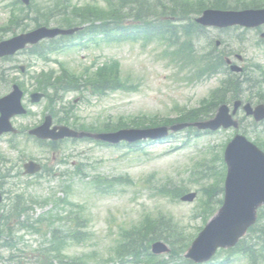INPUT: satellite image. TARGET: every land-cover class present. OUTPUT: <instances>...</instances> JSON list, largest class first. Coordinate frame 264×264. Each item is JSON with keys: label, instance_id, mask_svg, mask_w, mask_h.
<instances>
[{"label": "rangeland", "instance_id": "rangeland-1", "mask_svg": "<svg viewBox=\"0 0 264 264\" xmlns=\"http://www.w3.org/2000/svg\"><path fill=\"white\" fill-rule=\"evenodd\" d=\"M15 0H0V40L13 36L8 31H3V27L9 23L13 9L16 13L25 16L27 7L23 4L13 5ZM44 2L47 0H37ZM73 4H97L105 6L104 0H72ZM21 7V9H20ZM32 19H39L37 15L30 14ZM36 17V18H35ZM42 17V16H41ZM28 18V17H27ZM24 19L17 27L15 35L21 33L22 29L30 31L36 28V24ZM43 20V17H42ZM40 21V20H39ZM41 22V21H40ZM49 22V21H48ZM57 18L50 20V27H61ZM43 25L44 22L42 21ZM259 30V29H258ZM258 30H230L219 31L208 29L205 31L206 38H203L200 47H207L209 40H226L227 44L221 47V51L236 52L243 56L244 61L240 65L247 67L248 72H252L255 64L264 68V43L261 34L264 27ZM239 39H244L243 43H238ZM97 57L99 63L104 61L117 60L121 66L122 75L129 78L130 82L137 84L138 91L125 93H110L103 98L89 97L80 92L69 93L66 102L75 101L76 110L80 119L87 124L103 123L110 119L116 120L121 117H141L156 116L159 118H174L176 112L174 108H194L199 106V102L207 97L210 91L218 85V79L204 78L196 81L197 74L179 71L176 67L169 66L167 60L160 55V49L155 46H143L142 42L126 43L122 45H101L98 49L92 48L88 51L69 50L61 53L51 54L52 59H58L73 71H79L83 66H89L93 59ZM20 65L26 66V72L21 73ZM15 67V69H14ZM57 68L55 63H45L41 59L23 53L9 62L0 61V69L9 70V83L0 85V97L11 91L16 80L25 83L27 90L24 97V105L30 111L28 116L16 118L13 124L24 129L38 124L44 114H46V102L40 104L30 103V94L33 92L37 81L34 76L41 70ZM251 89L247 92L253 97L252 104L256 105V100L261 97L257 90ZM253 91V92H251ZM264 99V97H262ZM207 110L206 108L204 111ZM214 112L212 113V117ZM239 121L245 118L242 128L238 131L234 129L219 130L218 132L205 134L191 140L188 146H183V141L187 134L181 132L177 138L170 139L165 143L153 144L145 143L139 152H130L126 148L97 146L94 143L84 142L75 146H66L63 155L68 156L69 166L63 165L55 167V170L63 171L72 165L83 164L87 166L88 177L86 180H77L71 183L69 195L65 194L62 188L63 183H70L68 178L51 177L41 179L31 183L28 187L26 179L15 178L9 181L16 184L20 192H25L30 198L34 197L31 217L36 219L44 212L51 210L52 202L50 196L56 195L63 198L64 195L75 205H80L79 211L85 214L90 221L91 239L82 245L73 246L70 249L71 255L91 254L94 256L91 264H108L109 255L113 253L115 236L121 229L130 228L139 223L143 217L168 215L173 216L182 223L184 229L191 234H198L202 226L200 219H194L192 213L196 207L194 204L176 203L167 196L158 192L162 186L174 188V183L182 182V186L188 188L189 192H199L198 200L203 196L202 189L217 184L219 176L217 174L222 166L221 159L224 157L223 147L232 139L236 132L246 136L250 142L264 140V122L259 124L258 131L255 132V122L252 118L246 117L243 111L236 116ZM248 128V133L243 130ZM243 132V133H242ZM9 138L0 140V155L12 161L16 172L20 165L21 156L28 158L43 157L52 158V154L44 152L38 148L32 140L26 141L17 138L19 142L18 150H11ZM221 158V159H220ZM10 163L7 169L10 168ZM18 166V168H17ZM196 177V180L191 176ZM14 175V173H13ZM106 178L129 177L134 181L135 186L123 187L117 193L111 195H98L95 193L89 180L94 176ZM208 175V177H204ZM192 178H191V177ZM222 183V182H221ZM224 186V182L222 184ZM220 197L216 196V200ZM4 203H6L4 201ZM45 204L42 206L41 204ZM76 206H66L63 211L75 210ZM62 213L64 214V212ZM68 214V213H65ZM26 243L33 245L39 240L36 237L26 236ZM226 255H217L216 261H222ZM231 264H247L245 257L236 255ZM9 264V263H3ZM13 264V263H12Z\"/></svg>", "mask_w": 264, "mask_h": 264}, {"label": "trees", "instance_id": "trees-1", "mask_svg": "<svg viewBox=\"0 0 264 264\" xmlns=\"http://www.w3.org/2000/svg\"><path fill=\"white\" fill-rule=\"evenodd\" d=\"M136 2L133 0L131 3V10L126 13L131 19L148 23V19L153 18L160 14L161 17H171L179 19L184 16L186 20L189 21V15L193 13H200L205 8L211 7L215 9H244V8H263L264 0H198L196 2H191L190 0H166L161 2L160 6L153 7L151 4H146L145 1ZM71 8V6H69ZM68 9V6H65V10ZM72 13L77 17L87 19L89 17H98L103 15V12H100L96 7H84L79 8L75 6ZM168 21L170 22V19ZM167 21V22H168ZM187 27H190L188 25ZM149 28L154 31L153 25L150 24ZM148 30V29H147ZM169 30H167L168 32ZM189 30L187 29L186 32ZM166 32V33H167ZM165 40V39H164ZM168 44L167 47L171 50L173 47H176L178 43H174L172 39L165 40ZM190 44L186 42L184 48L178 49V52L175 53L176 58L179 61L187 65H191L194 69L199 71L213 70L215 68L224 71V60L222 57L210 56V53L207 54L204 58L203 56L193 55V51L189 50ZM187 49V50H184ZM168 54V53H167ZM223 68V69H222ZM60 75H56L53 71L48 74H43L41 77L44 79L39 90L45 92L50 100V102L55 101V99L60 94H67L70 91L81 88L83 85L86 90H88L93 95H104L106 91H117L119 89H127V81L123 79L120 75L119 66L116 63L105 64L104 67L100 68L97 73L91 75H77L75 73H69L67 70L62 69ZM236 77H233L228 73V77L222 83L220 89L216 90L213 94V99L210 103L203 105L201 109L182 111L178 119V122H191L202 120L209 115H211L216 109L217 105L222 102H227L229 100H234L235 98L240 97L241 87L243 86L240 80ZM53 90L52 94L49 92ZM207 109L204 111V109ZM173 122V121H170ZM153 124V123H152ZM135 125L141 126L144 125V120L142 122H135ZM126 123L120 121L116 128L126 127ZM105 129H113L110 125H106ZM264 138L263 136H261ZM258 145L264 149V140L258 142ZM109 189H112L116 184L121 182L116 179L110 181ZM123 184V183H122ZM211 206V205H210ZM209 206V208H210ZM53 224L48 225L47 227H52ZM67 223L71 229L69 233L62 232L60 229H53L49 231L51 235V240L48 244V247L41 252H35L36 255L31 256V259L38 260L40 264H83L84 260L81 258H69L64 255L63 250L66 248L68 242L74 240H82L87 238V233L82 231V229H87V222L84 224V221L80 218V215L72 216ZM86 225V228H85ZM39 233L38 230L34 231ZM139 236H142L143 242L139 241ZM164 239L169 242L172 246L176 245V241H181L182 236L177 233V228L173 225L171 220L160 219L159 223L151 222L147 225H142L133 230H127L121 233L120 242L118 246V255L122 260L126 256H134L138 258V255H141L140 250L147 249L151 241ZM16 237L12 236L7 241L6 245L11 248L17 246ZM178 247H181L179 245ZM183 250V248H180ZM12 252V251H11ZM17 258L15 254H10L8 260H14ZM4 257L0 255V260H3ZM150 261H145V264H148ZM163 262L160 264H164ZM18 264H27L25 262H20ZM30 264V263H29ZM168 264V263H167Z\"/></svg>", "mask_w": 264, "mask_h": 264}, {"label": "water", "instance_id": "water-1", "mask_svg": "<svg viewBox=\"0 0 264 264\" xmlns=\"http://www.w3.org/2000/svg\"><path fill=\"white\" fill-rule=\"evenodd\" d=\"M26 3L29 0H24ZM198 22L204 25L227 27L240 24L248 27L264 24V11L245 12V13H221L208 11ZM73 31L39 29L28 35H22L9 42L0 45V57L15 53L28 43H37L46 37H55L59 34H71ZM235 70L239 71V69ZM23 94L15 87V91L8 97L0 100V134L12 130L9 123L10 119L18 114L24 113L21 106ZM34 100L39 101L40 96H34ZM239 103L237 104V106ZM248 114H253L257 120L264 119V107L257 108L256 111L247 106ZM200 128H214L220 126H237L228 117V109H222L218 120L206 124H196ZM50 127V121L47 122L37 134L41 135ZM186 125L177 126L174 129H181ZM62 137H92L110 143H119L122 140L130 142L146 139H160L167 135V129L157 130H126L113 134L89 135L78 134L68 129L62 130ZM226 161L229 167L228 178L226 182V201L215 220L206 228L195 242L190 257L203 261L219 246H233L238 239L245 233L247 228L255 220V210L264 204V154L254 145L249 143L243 137H237L228 147L226 152ZM33 167V166H32ZM186 199H192V196ZM1 201V197H0ZM155 253L166 251L161 244L153 247Z\"/></svg>", "mask_w": 264, "mask_h": 264}]
</instances>
